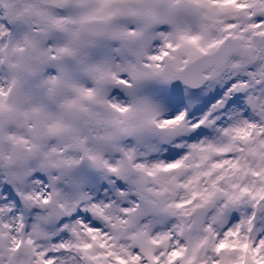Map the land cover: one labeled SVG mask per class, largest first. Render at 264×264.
<instances>
[{
  "label": "snow or ice",
  "instance_id": "obj_1",
  "mask_svg": "<svg viewBox=\"0 0 264 264\" xmlns=\"http://www.w3.org/2000/svg\"><path fill=\"white\" fill-rule=\"evenodd\" d=\"M0 264H264V0H0Z\"/></svg>",
  "mask_w": 264,
  "mask_h": 264
}]
</instances>
